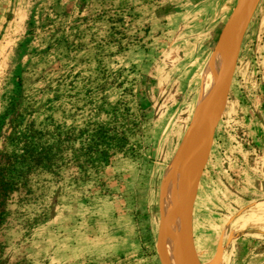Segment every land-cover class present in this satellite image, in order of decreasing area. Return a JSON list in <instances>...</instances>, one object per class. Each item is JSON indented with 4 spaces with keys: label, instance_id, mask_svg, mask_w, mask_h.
I'll list each match as a JSON object with an SVG mask.
<instances>
[{
    "label": "rangeland",
    "instance_id": "rangeland-1",
    "mask_svg": "<svg viewBox=\"0 0 264 264\" xmlns=\"http://www.w3.org/2000/svg\"><path fill=\"white\" fill-rule=\"evenodd\" d=\"M173 1L0 0V148H9L3 135L18 120L81 126L105 119V111L110 117L115 105L140 123L130 137L133 151L116 153L103 169L104 191H86L64 176L42 192L43 217L28 228L0 230V264H161L157 241L170 162L202 124L218 72L208 84L202 73L236 3L223 8L207 49L195 38L204 25L189 18L193 10L169 17ZM222 1L203 2L201 23ZM255 1L245 0L239 25ZM229 71L192 201L190 166L203 142L173 196L183 195L175 220L187 193L183 220L194 260L211 264L221 238L215 264H264V0L255 4ZM207 110L211 116L212 105ZM169 238L161 232L158 241L164 264Z\"/></svg>",
    "mask_w": 264,
    "mask_h": 264
},
{
    "label": "trees",
    "instance_id": "trees-1",
    "mask_svg": "<svg viewBox=\"0 0 264 264\" xmlns=\"http://www.w3.org/2000/svg\"><path fill=\"white\" fill-rule=\"evenodd\" d=\"M105 119L81 126L14 121L0 148V230L9 225L28 228L43 217L44 189L67 176L86 191H104L103 169L116 153L132 152L134 119L113 105ZM49 185V186H48ZM4 243L0 239V259Z\"/></svg>",
    "mask_w": 264,
    "mask_h": 264
},
{
    "label": "bare ground",
    "instance_id": "bare-ground-1",
    "mask_svg": "<svg viewBox=\"0 0 264 264\" xmlns=\"http://www.w3.org/2000/svg\"><path fill=\"white\" fill-rule=\"evenodd\" d=\"M244 2H245V0L242 3V6H241V9L239 11L237 20L235 18H233V20L227 24L226 28L224 29V31L221 35V40H220L219 44L217 45L216 49L211 54L210 59H208L209 60L208 64H206L207 66L205 67V69L202 73V79L207 84L211 80H213V78L215 77V74L219 70L220 65L218 64V62H219L218 60L223 59V57H224V54H225L224 50H225L226 43L228 42L227 40L229 39V35L231 34V32H235V31L238 34V31H239L238 26L242 20V12L244 9V7H243ZM245 16H246V14L244 15V18H245ZM235 40H236V37L234 39L233 44L235 43ZM217 64L219 67L216 66ZM227 76H228V72H227ZM225 84H226V82H225ZM223 89H224V87H223ZM208 96H209V94H208ZM208 96L206 97L205 102H204L205 112H204V115L202 118V124L198 128V133H197V131L193 132V129H191L186 134L181 145L179 146L177 153L174 155L173 159L170 162V168H169V171L167 174L170 176L172 183L166 184L164 186L163 195L161 197V205H162V210H163V216L161 218L162 219L161 232L165 233V231H166V233L172 239V242H173V244L170 243L171 248L169 249L170 254H169L168 259H167L168 260L167 264H199L191 256V250L189 247V239L187 238L189 221H188V219L183 220L184 210H185L186 201H187V193H186V199H185L184 205H183V215L182 216L180 215V210H179L176 220H175V215H176L175 213L180 206L182 207L181 200L183 198V195L181 194L182 196L180 198L176 197V199L173 196L176 194L178 187H180V185L183 183L186 175H187V177H186V181H187V178H188L189 173H190V169L192 168V166L195 163V167L191 171L190 180L188 182V186H187V189H188L190 181H191L193 175L196 173L197 167L200 164V161H201V158L203 155V150H204L203 147L206 145L207 138H210V136L212 135V130H211L210 126L212 123H214V120H215L214 118H216V116H215L216 113L215 112L213 113V108H214V105H216L218 103V100L216 98L213 99V101L211 103L212 112H211V116H210L209 110H207V109L211 108V105H210V107H208L207 103H206ZM201 103L203 104V101ZM201 106L203 107V105H201ZM204 132H205V138H204ZM202 133H203V135H202ZM201 135H202V138H201ZM199 143H200V145L202 143L201 147L202 146L203 147L202 148L200 147V149L198 147L197 150L199 149V151H197V150L196 151L198 152V154L200 153L201 158L198 157L199 155H197V153H196V155L194 153L197 145L200 146ZM194 155H195L194 161H193L192 165L190 166V163H191ZM189 166H190V169L188 171ZM186 181H185V185H186ZM185 185H184V190H185ZM187 189H186V192H187ZM165 193H166V196H165ZM176 196H177V194H176ZM165 199H166V203H165ZM189 201H192L191 196L189 198ZM172 202H174V204H172ZM164 212H165L167 219L164 215ZM186 213L187 214L189 213L188 210L186 211ZM174 220H175V223H174ZM190 222H191V220H190ZM163 237H164V235H163ZM170 238H169V240H171ZM161 244H163V242H161Z\"/></svg>",
    "mask_w": 264,
    "mask_h": 264
},
{
    "label": "water",
    "instance_id": "water-1",
    "mask_svg": "<svg viewBox=\"0 0 264 264\" xmlns=\"http://www.w3.org/2000/svg\"><path fill=\"white\" fill-rule=\"evenodd\" d=\"M244 0H236V3L231 11V14L229 16V19H228V23L231 22L233 20V18L237 19L238 17V14H239V11L241 9V6H242V3H243ZM257 0L255 1V3L253 4V6L250 8V10L248 11L247 15L245 16L244 20H243V24L242 25H239L238 28H239V33H238V36L236 38V41L235 43L233 44V46L231 47L230 51L227 53V55L224 57L222 63H221V66H220V69L218 71V74H217V77L210 89V92H209V96L207 98V106L210 107L213 99H217L218 102H221V94H222V91H223V87L225 85V82L226 80H228L230 78V76L227 78V72L228 70H230L229 72L232 73L233 72V68H234V65H235V62H236V56H237V52H238V49H239V46H240V43H241V40H242V35H243V32H244V29H245V26L252 14V11L255 7V4H256ZM226 78V79H225ZM223 101V100H222ZM221 106H220V109L219 111L217 112V116L214 120V123L211 124V130H212V133L213 131H215V128H216V122L219 118V114H220V110H221V107H222V103H219ZM211 142H212V135L210 136V138H207V141H206V145L203 147V158H202V161L201 163L199 164L197 170H196V173H195V176L192 180V182L190 183V189H189V195L191 196L192 198V195H193V191H194V188H195V185H196V181L200 175V172L204 166V163L207 159V155H208V152H209V148H210V145H211ZM187 209H185V212H186ZM161 224H162V220H160V233H159V237H160V234H161ZM159 237H158V241H159ZM158 241H157V251H158V254H159V259H160V262L161 264H164V260H163V257L161 255V253L159 252L158 250ZM221 254V238L218 239L217 241V246H216V251H215V254H214V257H213V261L211 262V264H215L217 261H218V258Z\"/></svg>",
    "mask_w": 264,
    "mask_h": 264
},
{
    "label": "crops",
    "instance_id": "crops-1",
    "mask_svg": "<svg viewBox=\"0 0 264 264\" xmlns=\"http://www.w3.org/2000/svg\"><path fill=\"white\" fill-rule=\"evenodd\" d=\"M187 3H182L179 2L177 3V0L175 1L176 3H174V1L170 4L172 11L169 14V17H172L175 14L178 13H183V11H185L186 9H189V12H192V16L193 18L189 16V18L191 20H193V22L195 24L198 25H204L203 27H198L199 29V36L198 34L195 35L196 40L198 41H202L203 44L206 45V48L209 49L210 45L212 44V42L214 41V39L216 38L217 35V28L220 26V24L223 22L224 19V9L229 10L230 7L232 6V4H234L235 0H223L220 4H218L216 7V9L211 10V15L210 17L207 19V21H205L204 23H201L202 21L201 19V15H202V8L203 6V2H207L208 0H186ZM216 12V13H215ZM180 22V21H179Z\"/></svg>",
    "mask_w": 264,
    "mask_h": 264
}]
</instances>
